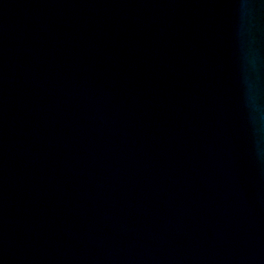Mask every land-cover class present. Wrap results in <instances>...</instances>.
Instances as JSON below:
<instances>
[{"label":"water","instance_id":"95a60500","mask_svg":"<svg viewBox=\"0 0 264 264\" xmlns=\"http://www.w3.org/2000/svg\"><path fill=\"white\" fill-rule=\"evenodd\" d=\"M0 264H264V0H0Z\"/></svg>","mask_w":264,"mask_h":264}]
</instances>
